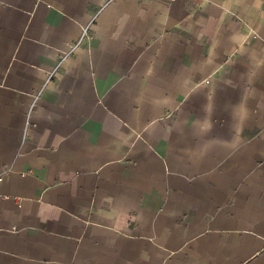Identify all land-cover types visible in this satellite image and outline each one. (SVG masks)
I'll list each match as a JSON object with an SVG mask.
<instances>
[{
  "label": "crops",
  "instance_id": "1",
  "mask_svg": "<svg viewBox=\"0 0 264 264\" xmlns=\"http://www.w3.org/2000/svg\"><path fill=\"white\" fill-rule=\"evenodd\" d=\"M0 264H264V0H0Z\"/></svg>",
  "mask_w": 264,
  "mask_h": 264
},
{
  "label": "built area",
  "instance_id": "2",
  "mask_svg": "<svg viewBox=\"0 0 264 264\" xmlns=\"http://www.w3.org/2000/svg\"><path fill=\"white\" fill-rule=\"evenodd\" d=\"M90 37H91V31L89 27H85L82 31L81 37L71 46L72 51H74L77 47H79L83 42L90 39ZM50 77H51V74H50Z\"/></svg>",
  "mask_w": 264,
  "mask_h": 264
}]
</instances>
